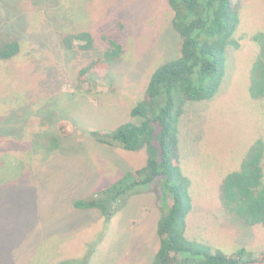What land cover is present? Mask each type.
<instances>
[{
    "label": "rangeland",
    "instance_id": "374dc122",
    "mask_svg": "<svg viewBox=\"0 0 264 264\" xmlns=\"http://www.w3.org/2000/svg\"><path fill=\"white\" fill-rule=\"evenodd\" d=\"M234 2L241 6L238 46L227 48L224 80L213 99L189 103L178 125L182 169L192 181L185 232L214 249L257 256L264 227L244 225L220 198L225 176L264 140V99L249 94L264 0ZM172 19L168 0H0V39L21 47L0 60V154L30 161L21 172L4 170L11 175L0 186V264L55 263L92 250V264H152L159 245L153 194L132 197L110 225L100 211L73 202L145 165L144 150L101 144L92 132L130 121L155 69L179 56ZM81 31L94 37L93 48L68 50L63 36ZM107 38L123 46L122 57L92 85L81 83L80 70L103 58ZM50 136L59 139L56 151L44 143Z\"/></svg>",
    "mask_w": 264,
    "mask_h": 264
},
{
    "label": "trees",
    "instance_id": "16d2710c",
    "mask_svg": "<svg viewBox=\"0 0 264 264\" xmlns=\"http://www.w3.org/2000/svg\"><path fill=\"white\" fill-rule=\"evenodd\" d=\"M168 2L173 12L172 26L181 39L179 56L155 69L144 95L130 110V121L111 131L92 132L101 144L130 152L144 150L146 163L126 172L111 185L77 199L73 207L98 210L110 225L132 197L148 192L153 194L159 212V245L152 264H264V252L256 256L241 248L228 253L199 243L185 232L193 210L192 181L183 173L178 125L189 103L209 101L217 94L226 75L227 48L238 46L235 34L240 25L241 6L234 0ZM1 39L0 60H10L20 53L19 42ZM254 39L259 51L252 68L249 94L260 100L264 99V34H257ZM106 41L108 49L103 58L80 70L81 83L92 85L97 75L104 73L105 76L108 63L122 57L123 46L115 39ZM62 42L68 50H90L95 39L91 33L81 31L63 36ZM68 123H60L62 133L69 129ZM44 143L52 151L59 148V139L55 136L46 138ZM7 157L0 154V186L10 182L9 169L4 171L6 166L21 172L25 165L21 161L11 162ZM29 165L30 161L24 168ZM220 198L223 210L244 225L264 227L262 138L253 144L240 169L225 176ZM60 245L51 246L49 258L57 255ZM93 255L92 250L84 256L62 258L48 264H92Z\"/></svg>",
    "mask_w": 264,
    "mask_h": 264
}]
</instances>
